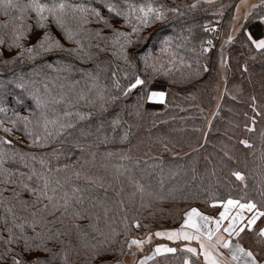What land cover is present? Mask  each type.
Listing matches in <instances>:
<instances>
[{
	"label": "snow or ice",
	"instance_id": "6c2138e0",
	"mask_svg": "<svg viewBox=\"0 0 264 264\" xmlns=\"http://www.w3.org/2000/svg\"><path fill=\"white\" fill-rule=\"evenodd\" d=\"M214 3L215 0H192L182 8L180 5L171 6L164 0H102L99 5L96 0H26L23 3L21 0H0V14L8 17L7 20L0 21V64L31 65L26 71L13 70L10 77L0 78V114L3 115L0 118V132L6 134L0 135V183L5 185L0 187V208L3 209V214L0 215V264H73L70 253L79 255L81 249L87 256L84 264H125V247L129 252H132L133 247L143 252L144 245L151 243V232L144 238L129 235L131 228L126 216L122 218L125 221L123 240L119 239L121 233L115 228H109L108 231L95 228L98 235H90L79 223H69L64 229L50 227L56 223L63 224L65 219L70 222L91 219L92 209L96 204L86 206L84 190L78 186H73L71 191L64 190L60 180L51 178V167L47 168L46 173H37L35 168L30 170V174L19 172V179H14L17 172L6 167V163L14 161L17 156L20 160H24L26 156L35 160L36 156L16 149L13 140H18L19 137H8L12 136L14 130L21 131L30 141V146L46 145L51 139L72 135V130H76L80 122L93 119V112L97 116H103L108 111L109 104L115 105L120 97H127L133 90L138 94V109L143 107L142 102L163 103L166 92L152 87L156 77L168 76L183 67H192L191 63L178 54V49L185 48L190 42L192 33L190 27H183V18L202 5L211 7ZM208 7L203 10L207 12ZM226 7L228 5L221 4L214 15L222 19ZM33 14L34 24L27 23L28 19L33 18ZM170 17H175L180 24L168 25L173 28V34L159 39L158 51L161 55H155L153 49L157 45L150 46V42L156 37L157 30L148 32V29L157 24L164 26ZM113 20L122 21L121 26L116 27ZM93 23L101 27H87ZM218 24L219 20L202 27L206 33L215 37L219 33ZM53 26L59 30V36L53 34ZM177 27L179 31H176ZM35 29H42V34L35 43L26 45L25 41ZM104 29H109L110 32L104 34ZM185 31L188 35L184 34ZM93 40L102 41L105 46L102 48L100 43L93 45ZM235 42H239L252 54V60L258 54L264 61V0L252 4L248 0H239L235 5L229 30L223 34L220 44L222 66L225 64V46ZM93 46L99 51L110 48L112 55L121 62L111 72L113 86L119 95H114L106 84H102L99 75L91 73L87 74L90 80L87 90H77L79 81H70L67 76H61V73L71 72V64L47 61L35 63L38 57L53 52L91 58ZM213 47V39L202 40L199 54L208 53ZM141 48L143 51H140ZM13 50L14 55L10 58L5 56L6 52L11 53ZM191 51L195 52V47ZM163 55H167L169 59L164 61L161 58ZM196 62L199 65L198 59ZM139 65H142V69ZM128 68L134 71L129 73ZM201 69L203 72L210 71L207 64L199 65L195 75L199 76ZM243 71H248L247 63L244 64ZM118 73H122V77ZM129 76L131 79H128ZM121 78L127 80L123 86L120 84ZM225 94H228L227 87ZM251 99L255 101L256 98L252 96ZM80 101L88 105L89 110L81 111L77 108ZM11 104L22 107L26 114L16 106H10ZM252 107L255 110L256 104L253 103ZM257 114L264 116V111ZM108 124L111 137L105 131L103 120L95 133L84 128L80 131L85 137L98 136L103 132V140L100 142L107 144L116 139L123 124L120 113L112 115ZM256 124V115H253L244 127L248 132H255ZM128 135L129 132L124 131L119 138L126 141ZM259 135L264 143V129ZM240 143L249 149L255 147L248 139L241 140ZM78 146L84 152L98 144L97 141H91ZM164 147L167 150V145ZM103 155L106 158L118 155L121 161L139 164V160L133 161L123 151H105ZM40 164L44 165L45 161L41 159ZM68 167L69 165H64L65 169ZM115 167L118 175L130 171L123 163ZM55 171L59 172L60 168ZM73 174L77 180L83 177L91 184L96 183L84 169ZM231 174L242 182L245 191L239 198L229 196L227 199H213V205L222 208L218 216L205 215L199 209L191 208L185 213L186 218L180 228L154 233L156 237H166L169 241H197L198 247L185 243L178 249L167 244H157L151 255H144L138 260V264H147V261L157 255H175L178 251L182 253L180 264H197L201 255L204 264H264V177L249 193L245 173L233 170ZM34 176L36 184L31 183ZM133 183L143 196L146 191L144 185L135 181ZM100 186L103 187V184ZM4 193L9 195L5 196ZM56 213L60 215L56 216ZM258 221H261L259 225ZM132 225L136 229L142 227L140 221L135 219ZM87 227L93 228L94 225ZM73 234L79 241L78 244H73L70 239H61ZM242 234L251 238L248 247L241 243ZM132 255L136 253L132 252Z\"/></svg>",
	"mask_w": 264,
	"mask_h": 264
},
{
	"label": "trees",
	"instance_id": "16d2710c",
	"mask_svg": "<svg viewBox=\"0 0 264 264\" xmlns=\"http://www.w3.org/2000/svg\"><path fill=\"white\" fill-rule=\"evenodd\" d=\"M21 2H26V0H21ZM101 2L102 0H96L97 5ZM164 2L171 6L180 5L183 8V5L192 1L164 0ZM225 2L226 0H216L211 7L202 5L200 9L189 12L187 17L183 18V27H190L192 33L190 42L185 48L178 49V54L191 63L192 67H183L168 76L158 75L156 77L152 87L155 90L166 92L163 103L142 102L143 107L138 109V94L136 90H133L127 97H120L115 105L109 104L108 111L103 116H97L93 112V119L80 122L77 129L72 130V135L51 139L46 145L30 146V141L21 131L14 130L12 136L8 137L9 139L19 137L18 140H13L16 149L36 156L35 160L29 156L20 160L17 156L14 161L6 163V167L17 172L14 179H19V172L30 174V170L35 168L37 173H46L47 168L51 167L53 169L51 178L60 180L64 190L71 191L73 186H78L84 190L83 195L87 198L86 206L96 204V207L92 209L91 219L72 222L65 219L63 224L56 223L50 227L64 229L69 223H79L90 235H98L95 228L102 231L115 228L121 233L119 239L123 240L125 221L122 218L126 216L131 228L129 235H140L144 238L147 233H152L155 221L161 220L167 214L172 216L176 212L182 213L181 208L177 209L170 205L196 203L215 209L217 205H213V199H227L229 196L241 197L245 189L242 182L231 174L233 170L245 173L249 193L264 177V157H262L264 143L261 142L259 135L264 129V116L257 114L264 111V71L254 70L257 65L263 67L264 61L258 54L256 59L252 60L250 58L252 54L239 42H235L225 46V64L220 65V44L223 34L229 30L232 7L224 13L222 19L214 13L221 4L225 5ZM204 7H208L207 12L203 10ZM104 15L107 13L104 12ZM7 19L8 17L0 14V21ZM218 20L219 33L217 36L214 37L213 34L203 30L202 25L215 24ZM27 23L34 24V14ZM112 23L120 27L122 21L113 20ZM179 24L180 21H177L175 17H170L164 26L157 24L148 29V32L157 30L156 37L150 42V46L157 45L153 49L155 55H161L158 51L159 39L173 34V28L168 25L179 26ZM87 27L98 28L101 25L93 23ZM51 30L54 35H60L55 26ZM179 30L177 27L176 31ZM42 32V29H35L30 38L25 41L26 45L35 43ZM109 32V29H104V34ZM184 34L188 35L187 31ZM206 39H213L214 47L216 45L215 50L212 49L200 55V43ZM92 43L93 45L100 43L102 48L105 46L102 41L93 40ZM193 47L196 49L195 52L191 51ZM91 51L93 53L91 58L87 56L78 58L65 52L48 53L38 57L35 63L40 64L42 61H47L71 64V72L61 73V76H67L70 81H79L76 85L77 90L82 88L87 90L90 85L87 74L91 73L99 75L100 82L106 84L114 95H119L113 86L111 72L121 62L112 55L110 48L107 51H99L93 46ZM140 51L143 49L141 48ZM14 54L15 50L11 53L6 52L5 56L10 58ZM161 58L164 61L169 59L167 55ZM197 59L199 65L207 64L210 71L203 72L201 69V74L195 75L199 66ZM245 63L248 65L247 72L243 71ZM30 66L27 63L15 66L0 64V78L10 77L13 70L26 71ZM139 67L142 69V65ZM127 70L129 73L134 71L132 68ZM118 76L122 77V73H118ZM220 76H223L225 80L228 94L224 95L221 105L210 116V110L216 105L215 90ZM128 79H131V76ZM126 83L127 80L120 79L121 86ZM252 96H255V101L251 99ZM253 103L256 104L255 110L252 107ZM10 106H16L24 113L22 107L14 104ZM76 107L81 111L89 110V106L83 101H80ZM117 112L120 113L123 124L114 141L107 144L100 142L103 140V132L98 136L90 137L81 134V128L95 133L100 121L103 120L105 131L111 137L108 121ZM253 115H256L257 119L256 131L248 132L244 126L250 122ZM0 118H3L2 114ZM124 131H128L129 135L126 141H121L119 137ZM0 135L6 134L0 132ZM244 139L250 140L255 147L249 149L243 146L240 141ZM91 141H97L98 146L82 152L78 145ZM165 145H167V150ZM105 151L114 153L123 151L132 157L133 161L139 160V164L121 161L118 155L106 158L103 155ZM41 159L45 161L44 165L40 164ZM121 163L125 164L130 171L118 175L115 165ZM66 164L69 165L67 169L64 168ZM57 168H60L59 172L55 171ZM81 169L93 177L96 183L91 184L83 177L77 180L73 173ZM24 179L27 180V177ZM134 181L144 185L146 191L143 196L136 190ZM36 182L34 176L31 183L36 184ZM101 183L103 187L100 186ZM14 186L8 185V187ZM0 187H5V185L0 183ZM4 195L7 196L9 193H4ZM2 214L3 209L0 208V215ZM59 215L60 213H56V216ZM97 217H99L98 220ZM134 219L140 221L141 228L136 229L132 225ZM90 224L94 227H87ZM154 236L153 234L151 250L158 243ZM61 239H70L73 244L79 243L74 234L61 237ZM181 255L182 253L178 251L175 255L168 254L166 257L156 258L149 264H180ZM70 257L73 264H84L87 259L83 249L80 250L79 255L75 252L70 253ZM197 264H204V262L199 258Z\"/></svg>",
	"mask_w": 264,
	"mask_h": 264
},
{
	"label": "rangeland",
	"instance_id": "374dc122",
	"mask_svg": "<svg viewBox=\"0 0 264 264\" xmlns=\"http://www.w3.org/2000/svg\"><path fill=\"white\" fill-rule=\"evenodd\" d=\"M238 1L239 0H233V1L226 0L225 5H228V7H226V9L224 10V13H226L231 7L233 8L238 3ZM215 47H216V45H215ZM215 47H213L212 49L215 50ZM224 60H225V57H224ZM219 63H220V59H219ZM220 65H221V63H220ZM254 70L255 71H264V66L262 67V65L261 66L257 65ZM225 85L226 84H225V80H224L223 76H220L218 79V82H217L216 90H215V92H216V98H215L216 105L210 110V116H212L215 113L218 106L221 105V102L224 99V95H226L225 94ZM170 206H174V208H177V209L181 208L182 213L178 214V212H176V214H173L172 216L170 214H167V216H165L161 220L155 221L153 224V231H152L153 234L157 231H166V230L173 229V228H180V226L183 224L184 219L186 218L185 213L188 212L191 208H197L201 212H203L205 215H209V216H218L219 211L222 210V208L219 205H217L216 206L217 208L214 209V208H209L206 205H201V204H196V203H194V204L191 203V204H181V205H170ZM260 223H261V221L257 222L258 225ZM189 230L191 231V229H189ZM137 237L143 238V236H140V235H137ZM154 238H155V241H158L157 244H167L168 246L172 247L171 244L166 243V242H162V241H159L158 239H156V236H154ZM234 242H235V240H234ZM250 242H251L250 236L247 234H242L241 243H243L245 245V247H248ZM150 244L152 245V243H146L144 245L143 252H139L135 249V247H133L132 252H135L136 255H132V252H129L127 247H125V253H126L124 255L125 264H138V260L140 258H142L144 255H151L153 250H151L152 246ZM173 247H175V246H173ZM176 247L178 248V246H176ZM179 247H181V246H179ZM166 255H168V254L166 253V254H162V255H157L154 259L147 261V264H149L150 262H152L153 260H155L156 258H159L161 256L166 257Z\"/></svg>",
	"mask_w": 264,
	"mask_h": 264
},
{
	"label": "crops",
	"instance_id": "0c3cea01",
	"mask_svg": "<svg viewBox=\"0 0 264 264\" xmlns=\"http://www.w3.org/2000/svg\"><path fill=\"white\" fill-rule=\"evenodd\" d=\"M238 3H239V1H238ZM248 3H250V4L258 3V0H248ZM234 7L232 8V14L234 12ZM241 11L242 12L244 11L243 7L241 8ZM156 239H158L159 241H162V242L169 243V244H171L172 246H175V247L178 246L179 249H181L185 243L189 244L192 247H198V242L197 241H183V240H180V241H169L166 237H156ZM179 246H181V247H179ZM200 258L203 260L202 255H201Z\"/></svg>",
	"mask_w": 264,
	"mask_h": 264
}]
</instances>
